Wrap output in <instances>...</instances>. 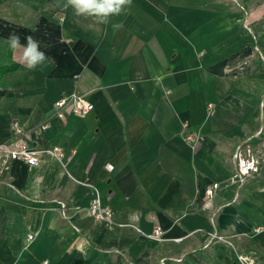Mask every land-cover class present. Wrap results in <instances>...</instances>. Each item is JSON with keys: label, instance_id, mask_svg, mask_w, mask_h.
Returning <instances> with one entry per match:
<instances>
[{"label": "crops", "instance_id": "0c3cea01", "mask_svg": "<svg viewBox=\"0 0 264 264\" xmlns=\"http://www.w3.org/2000/svg\"><path fill=\"white\" fill-rule=\"evenodd\" d=\"M11 1L0 143L17 122L32 148L61 154L0 160V264H223L218 245L264 264V170L230 184L238 148L264 158V0H132L108 25L64 0ZM13 32L53 63L26 68L5 43ZM74 92L92 111L59 116ZM94 188L111 224L90 215Z\"/></svg>", "mask_w": 264, "mask_h": 264}, {"label": "built area", "instance_id": "2783aa9c", "mask_svg": "<svg viewBox=\"0 0 264 264\" xmlns=\"http://www.w3.org/2000/svg\"><path fill=\"white\" fill-rule=\"evenodd\" d=\"M57 113L63 117L64 112L69 110L71 114L79 117L87 116L93 109V105L80 93L74 92L70 95L62 96L58 102H56ZM47 126H42L41 129H45ZM12 129L18 138L13 142L11 146L0 143V160L7 162L12 159H19L24 161L30 166L37 167L40 165L41 157L44 155L59 157L61 149L59 146L48 148H32L24 137V131L19 123L15 122L12 125ZM196 139L194 134H190L187 137L188 141ZM234 159L237 162V170L230 181V184H237L242 186L246 184L249 178L256 174H259L264 170V158L252 149L251 146H241L234 154ZM108 170H112V165H107ZM222 184L214 182L210 184L206 190L207 206H209L216 196L219 190H221ZM94 197L89 207V212L92 217L97 221L105 224H111L113 221V210L102 204L99 192L94 188ZM62 209H67V205L62 203ZM163 230L161 226H156L153 234L150 236L156 240H161ZM216 240H224L223 237L214 235ZM32 239V236L29 237ZM239 259L243 264H248L247 260L243 256H239Z\"/></svg>", "mask_w": 264, "mask_h": 264}, {"label": "clouds", "instance_id": "9594fccd", "mask_svg": "<svg viewBox=\"0 0 264 264\" xmlns=\"http://www.w3.org/2000/svg\"><path fill=\"white\" fill-rule=\"evenodd\" d=\"M132 0H64L63 7L71 8L76 16H83L92 21L95 25H108L110 19L118 17L124 12L130 10ZM114 29H120L122 24L114 23ZM26 44H22L20 36L15 32L10 33L5 39V43L10 50L20 57L21 62L29 70L38 67H47L53 61L40 50L39 41L32 36H27Z\"/></svg>", "mask_w": 264, "mask_h": 264}, {"label": "trees", "instance_id": "16d2710c", "mask_svg": "<svg viewBox=\"0 0 264 264\" xmlns=\"http://www.w3.org/2000/svg\"><path fill=\"white\" fill-rule=\"evenodd\" d=\"M6 70H10L8 67L1 68L0 71L4 72ZM218 257L222 261L223 264H243L239 259L240 254L236 251L228 248L224 245H218ZM260 258H264V253L259 255Z\"/></svg>", "mask_w": 264, "mask_h": 264}, {"label": "rangeland", "instance_id": "374dc122", "mask_svg": "<svg viewBox=\"0 0 264 264\" xmlns=\"http://www.w3.org/2000/svg\"><path fill=\"white\" fill-rule=\"evenodd\" d=\"M9 2H12V1L9 0ZM5 3H6V0H0V10L4 8ZM2 13H3V12H2ZM2 16H4V14H3ZM237 249H238V248H237ZM238 250H239V249H238ZM241 256H243V255H241ZM243 257H246V256H243ZM254 258H255L254 256H249V257H247L246 260H247L248 264H254V263H256V260H255Z\"/></svg>", "mask_w": 264, "mask_h": 264}, {"label": "water", "instance_id": "95a60500", "mask_svg": "<svg viewBox=\"0 0 264 264\" xmlns=\"http://www.w3.org/2000/svg\"><path fill=\"white\" fill-rule=\"evenodd\" d=\"M255 264H257V263H255Z\"/></svg>", "mask_w": 264, "mask_h": 264}]
</instances>
